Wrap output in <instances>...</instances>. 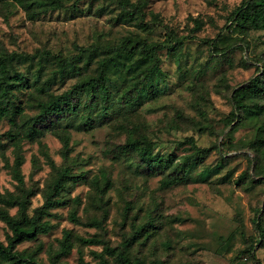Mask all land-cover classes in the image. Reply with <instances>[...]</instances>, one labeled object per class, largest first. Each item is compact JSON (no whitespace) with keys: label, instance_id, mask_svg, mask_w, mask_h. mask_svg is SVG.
I'll list each match as a JSON object with an SVG mask.
<instances>
[{"label":"rangeland","instance_id":"obj_1","mask_svg":"<svg viewBox=\"0 0 264 264\" xmlns=\"http://www.w3.org/2000/svg\"><path fill=\"white\" fill-rule=\"evenodd\" d=\"M241 1L62 0L63 7L33 18L20 0H0V53L37 54L14 61L30 77L18 102L31 116L39 113L29 95L39 70L41 82L48 80L55 93L96 73V60L80 61L76 73L62 76L53 56L71 58L81 47L116 46L127 38L165 44L158 50L159 82L152 76L153 86L137 95L130 79L112 74L107 102L98 96L94 111H88L89 96L82 94L76 112L44 117L37 122L39 137L21 142V172L34 192L31 214L43 206L56 178L50 160L76 177L65 184L60 203L46 218L54 227L20 243V251L33 254L39 264H79L80 248L86 261L97 264L92 251L105 246L126 249L146 264H264V238L254 223L259 210L264 227V95L245 97L254 107L246 111L233 99L236 89L262 75L264 28L234 24L232 12ZM170 36L175 41L168 48ZM215 39L228 50L214 54L208 41ZM43 52L53 56L42 58ZM104 104L107 110L101 111ZM10 128L7 118L0 119L3 193L17 192L19 184L12 173L16 154L6 134ZM141 135L153 141L154 154L175 156L173 168L194 152L191 137L210 151L189 163L183 180L163 186L164 178L176 177L172 167L150 169L137 152L122 148L130 136ZM65 229L73 232L74 245L56 259L52 252ZM8 232L0 219V240L6 241ZM76 236L100 243L80 246ZM252 244L257 259L246 250Z\"/></svg>","mask_w":264,"mask_h":264},{"label":"trees","instance_id":"obj_2","mask_svg":"<svg viewBox=\"0 0 264 264\" xmlns=\"http://www.w3.org/2000/svg\"><path fill=\"white\" fill-rule=\"evenodd\" d=\"M122 1H126L127 3V0ZM20 2L33 18L40 11L45 12L48 9L64 6L62 0H20ZM134 10L141 12V7L136 6ZM130 14H133V12ZM232 17L236 26L264 28V0H242L232 12ZM200 25L201 22L197 21V26L200 27ZM167 41L166 43L169 44L166 47L171 48L175 40H172V36H170ZM208 42L212 46L214 54H221L228 50L227 48L220 47L216 39L209 40ZM164 46V43H149L136 38H127L123 43L116 46L99 47L93 45L81 47L79 53L71 58L59 55L53 56L51 52H43L42 58L53 56L54 61L59 65V68H57L58 73L62 76L66 73H76V68L80 61L90 64L96 60L97 65L95 74L79 78L70 89L62 93L50 91L48 80L41 82L40 70L36 72L33 81L35 87L29 94L30 98L35 100L34 105L39 110V113L35 116L29 115L21 103L18 102V92L27 89L31 82L26 72H21L15 68L14 61L19 58L33 60L37 54L0 53V119L7 118L11 124V128L6 134L15 149L16 159L12 167V173L19 183L17 192L8 191L3 193L0 191V219L9 228L6 241L0 240V264H39L33 254L29 255L24 251H20L18 245L25 240H33L40 234L50 232L54 225L46 218L52 215L51 209L60 203L58 196L65 184L76 177L75 174H71L69 167H58L50 160V165L56 172V178L49 192L44 194L45 203L43 206L31 214L30 197L34 192L26 188V182L21 172V167L24 163L21 154V142L24 139L39 137L40 129L37 127V122L44 117L60 112H76L82 94L89 96L90 102L86 103L88 111H94L95 104L98 102V96L102 98L103 102H107L112 97L110 89V82L113 78L112 74L117 75V77L125 81L130 79L129 88L131 91L137 90V95L142 88L153 86L152 76L154 77L155 75L154 80L159 82L163 72L160 68L161 58L158 50ZM99 49H102L100 51L103 53L100 56ZM262 76H264V70L262 71V75L253 78L252 83L234 91L233 99L236 108H239L241 111L254 109V107L246 102L245 97L252 93L264 95V84L262 82L264 77L261 78ZM75 97H77V101L74 100ZM102 110H107V105L104 104L101 108ZM234 116L236 119L240 117L238 113H234ZM91 122L92 118L91 121L89 118L87 124L90 125ZM260 129L263 130L262 125ZM1 137L2 135H0V139ZM261 138H264V136H261ZM187 140L193 145L195 150L184 161L175 164L174 168L172 165L175 161V156L154 154V143L148 136H130L122 148L137 152L139 158L150 169H167L172 167L173 172L176 173V177L168 176L164 178L162 185L167 186L175 183L177 180H183L185 172L189 168V163L192 160H203L210 151V148L197 146L193 137ZM64 143L68 146L67 139H64ZM13 208L17 209L16 213L11 212ZM71 218L73 221L79 222L76 212L71 213ZM254 223L261 240L264 238V227L260 223L259 210L255 214ZM73 237L72 231L64 230L63 237L58 240V249L52 252L56 256V259H60L63 255L71 252L74 245ZM75 239L80 246L100 243V240L95 237L76 236ZM255 246V244H252L246 250L252 254L254 259H257ZM92 255L97 259V264H111L110 258H113L116 264H146L143 259L133 257L126 249L110 246H105L101 251L93 250ZM79 264H90L85 260L81 248L79 251ZM155 264L162 263L157 261Z\"/></svg>","mask_w":264,"mask_h":264}]
</instances>
